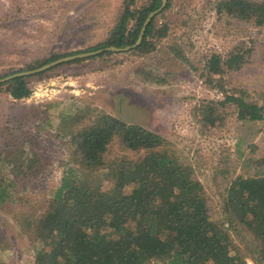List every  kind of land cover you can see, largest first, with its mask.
Listing matches in <instances>:
<instances>
[{
	"label": "rangeland",
	"instance_id": "374dc122",
	"mask_svg": "<svg viewBox=\"0 0 264 264\" xmlns=\"http://www.w3.org/2000/svg\"><path fill=\"white\" fill-rule=\"evenodd\" d=\"M149 1L135 0L134 8ZM220 1L170 0L154 23V32L167 28V37L150 38L154 46L147 54L131 49L27 76L32 95L17 103L8 101L5 89L0 91V145H29L37 155L32 163L27 154L25 173L0 164V184L9 185L10 192L0 206V264H34L43 248L36 222L60 184L63 163H72L71 149L60 135L70 138L71 131L97 114L163 136L180 162L193 168L219 220L230 182L264 172V121L239 120L227 104L213 109V126L200 122V108L242 91L249 101L264 105V28L219 14ZM123 5L124 0H0V80L33 70V62L53 54L91 52L109 37ZM241 45L253 49L242 70H231L219 84L202 78L208 59L216 54L227 58ZM77 118L82 122L75 128ZM43 124L46 133L36 138ZM117 155L137 158L113 143L106 157ZM21 220L29 221L24 229ZM246 231L231 230L242 252L252 242Z\"/></svg>",
	"mask_w": 264,
	"mask_h": 264
},
{
	"label": "trees",
	"instance_id": "16d2710c",
	"mask_svg": "<svg viewBox=\"0 0 264 264\" xmlns=\"http://www.w3.org/2000/svg\"><path fill=\"white\" fill-rule=\"evenodd\" d=\"M161 5L162 0H151L137 9L135 0H124L109 37L88 51L133 46L148 15ZM169 6L170 0L161 13ZM217 11L264 28V0H222ZM157 16L147 26L142 43L131 51L147 54L154 46L150 38L167 37V28L158 34L154 32ZM174 52L177 53L176 49ZM252 52V48L241 45L227 58L213 55L201 76L219 84L231 70H242ZM113 53L116 52L104 51L96 57ZM60 58L64 57L53 54L47 60L33 62L29 69H38ZM27 78L0 83V91L5 89L3 94L14 103L28 99L32 90ZM227 104L235 108L239 120L264 121V105L249 101L248 93L242 91L200 108L201 124L213 126L217 119L213 118L216 115L213 109L219 111ZM4 110L9 114L6 107ZM81 122L77 118L73 125L76 128ZM44 126L42 134H35L36 138L46 133ZM60 136L71 149L72 163H63L60 184L36 222L43 248L35 255L34 264H245L247 258L264 264V172L249 177L238 175L230 182L224 218L219 220L212 214L193 168L180 162L163 136L107 113L97 114L87 125L71 131L70 138ZM113 143L125 152L137 154V158L119 155L107 158ZM28 146L1 144L0 164L25 173L23 161L30 153ZM30 154L29 160L35 163L37 155L34 151ZM8 188L9 185L0 184V206L10 197ZM21 221L24 229L29 221ZM236 228L250 233L252 242L247 244V251L235 246L231 230Z\"/></svg>",
	"mask_w": 264,
	"mask_h": 264
},
{
	"label": "water",
	"instance_id": "95a60500",
	"mask_svg": "<svg viewBox=\"0 0 264 264\" xmlns=\"http://www.w3.org/2000/svg\"><path fill=\"white\" fill-rule=\"evenodd\" d=\"M167 4H168V0H162L161 7L159 9L151 12L148 15V17H147V19H146V21L144 23V26H143V28L141 30V33L139 35V38H138L137 42L133 46L126 47V48H120V49L116 48V47H109V48L96 50V51H93V52H85V53H79V54L66 56L64 58H60L58 60H55V61L50 62L48 64H45V65H43L42 67H40L38 69L31 70V71L20 72V73H15L13 75L5 77V78L0 80V83H4L6 81H9V80H12V79L18 78V77H27V76L35 75V74H38V73H42V72H45V71H47V70H49V69H51L53 67L61 65L63 63H68V62H72V61L79 60V59H85V58H89V57L98 56L101 53H103L104 51L124 52V51H129L131 49H134V48L138 47L142 43L145 30H146L147 26L150 24L151 20L154 17H156L157 15H159L166 8Z\"/></svg>",
	"mask_w": 264,
	"mask_h": 264
},
{
	"label": "built area",
	"instance_id": "2783aa9c",
	"mask_svg": "<svg viewBox=\"0 0 264 264\" xmlns=\"http://www.w3.org/2000/svg\"><path fill=\"white\" fill-rule=\"evenodd\" d=\"M245 264H258V263L252 258H247L245 259Z\"/></svg>",
	"mask_w": 264,
	"mask_h": 264
},
{
	"label": "crops",
	"instance_id": "0c3cea01",
	"mask_svg": "<svg viewBox=\"0 0 264 264\" xmlns=\"http://www.w3.org/2000/svg\"><path fill=\"white\" fill-rule=\"evenodd\" d=\"M3 120V119H2ZM2 124L0 123V126H1Z\"/></svg>",
	"mask_w": 264,
	"mask_h": 264
}]
</instances>
